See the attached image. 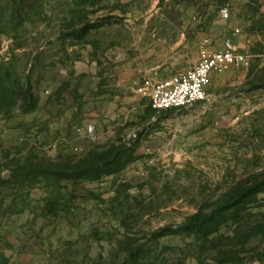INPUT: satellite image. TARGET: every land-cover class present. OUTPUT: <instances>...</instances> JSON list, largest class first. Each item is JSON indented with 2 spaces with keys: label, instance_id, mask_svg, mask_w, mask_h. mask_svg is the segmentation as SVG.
Wrapping results in <instances>:
<instances>
[{
  "label": "rangeland",
  "instance_id": "rangeland-1",
  "mask_svg": "<svg viewBox=\"0 0 264 264\" xmlns=\"http://www.w3.org/2000/svg\"><path fill=\"white\" fill-rule=\"evenodd\" d=\"M0 264H264V0H0Z\"/></svg>",
  "mask_w": 264,
  "mask_h": 264
},
{
  "label": "built area",
  "instance_id": "built-area-1",
  "mask_svg": "<svg viewBox=\"0 0 264 264\" xmlns=\"http://www.w3.org/2000/svg\"><path fill=\"white\" fill-rule=\"evenodd\" d=\"M208 44L205 41L201 47L200 61L195 67L166 79H145L137 86L138 92L154 110L179 111L204 103L214 77L241 64L231 44L226 43L223 50L214 52Z\"/></svg>",
  "mask_w": 264,
  "mask_h": 264
},
{
  "label": "trees",
  "instance_id": "trees-1",
  "mask_svg": "<svg viewBox=\"0 0 264 264\" xmlns=\"http://www.w3.org/2000/svg\"><path fill=\"white\" fill-rule=\"evenodd\" d=\"M19 7H21V5L19 6ZM20 10H21V8H20ZM197 219H198V216H197ZM193 221H196V218L193 220ZM204 222V221H203ZM201 223H195V222H193V223H190V224H188L187 226H186V228H188V229H192V228H194V227H197V226H203V223L200 225Z\"/></svg>",
  "mask_w": 264,
  "mask_h": 264
}]
</instances>
